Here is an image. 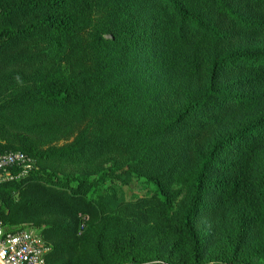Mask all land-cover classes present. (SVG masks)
I'll return each instance as SVG.
<instances>
[{
    "label": "trees",
    "instance_id": "16d2710c",
    "mask_svg": "<svg viewBox=\"0 0 264 264\" xmlns=\"http://www.w3.org/2000/svg\"><path fill=\"white\" fill-rule=\"evenodd\" d=\"M0 9V153L20 151L39 166L0 184L4 225L39 230L47 264H175L171 254L186 245L190 264H205L244 167L264 161V112L222 130L263 95L240 91L264 85V49L230 44L264 33V0H0ZM175 72L198 84L157 123L152 79ZM117 157L127 170L107 167ZM259 174L256 244L233 264H264V163ZM135 181L148 193L129 199ZM85 217L100 228L82 232ZM111 223L122 227L119 257L108 250ZM143 226L161 247L173 242L168 259L132 243Z\"/></svg>",
    "mask_w": 264,
    "mask_h": 264
},
{
    "label": "rangeland",
    "instance_id": "374dc122",
    "mask_svg": "<svg viewBox=\"0 0 264 264\" xmlns=\"http://www.w3.org/2000/svg\"><path fill=\"white\" fill-rule=\"evenodd\" d=\"M231 49H264V33H254V32H244L240 35V39L234 41L230 44ZM201 55L207 54L210 50V47H203ZM158 80H155V77L152 79V85L150 86V99L153 100V105L155 108H158L155 111V116L153 119L158 122L168 120L174 116L185 104L186 94L194 89L195 84H198V78L191 76L188 73L183 72L179 74L177 72L173 74H168L167 81L164 75L159 76ZM240 92L253 94V95H262L259 104L253 107H248L245 110H235L225 122V128L222 130H227L228 132L243 123L252 117L264 112V85L254 87L250 90L244 89ZM150 108V107H149ZM149 108H146L145 116H148ZM84 126L79 128L77 131L80 132L83 130ZM74 133L72 137L65 138L60 142H57V146H68L70 145L77 133ZM37 163V162H36ZM126 160L122 158H115L112 160V163L107 164V167L111 168H124ZM263 159L259 158L257 162H251L243 169V183L241 187V193L239 197L233 201L229 208V220L227 222V227L225 232L222 233V237L219 241L211 245L204 257L205 264H233V260L241 258V260L248 256L252 247L256 244L255 240L252 238L253 233L250 231L251 225H254L256 222L255 219V206H254V195L252 190V185L254 182L260 179L259 168L263 166ZM259 166V167H258ZM39 168L37 163V169ZM50 171H58L59 174L63 175H78L75 170H62L59 168H50ZM123 170V169H121ZM124 170H127L125 167ZM91 178L90 180H93ZM120 186V184H117ZM148 191L138 184V182H132L129 188L126 189L127 198H137L146 196ZM184 195L179 197L177 202L183 200ZM15 199H18L16 196ZM175 203L177 206L178 203ZM85 224L81 227L82 232L87 228L90 230L100 228V222H94L93 227L89 224L90 218L85 217ZM87 224V225H86ZM111 228L107 234V241L109 242L110 248L112 250L117 248L116 255L119 257L122 253V241L120 237V229L122 228L119 225L110 224ZM29 226V224L27 225ZM87 228H86V227ZM31 227V226H30ZM33 228V227H32ZM92 228V229H91ZM196 232L206 235L200 230L202 228V222L198 221L195 223ZM37 230V229H35ZM40 232L39 230H37ZM139 236L136 234L132 240V243L140 248H147L148 250H155L159 248L163 256L161 258L168 259V253L171 250L173 242L168 243L165 247H161L159 237L155 235V232L149 227H144L138 230ZM167 243V242H166ZM189 243V242H188ZM191 246V244L189 243ZM167 251V254H166ZM191 249L186 245L185 248L179 252H173L171 254L172 260L176 261L175 264H190L191 258ZM171 261V262H173Z\"/></svg>",
    "mask_w": 264,
    "mask_h": 264
},
{
    "label": "built area",
    "instance_id": "2783aa9c",
    "mask_svg": "<svg viewBox=\"0 0 264 264\" xmlns=\"http://www.w3.org/2000/svg\"><path fill=\"white\" fill-rule=\"evenodd\" d=\"M35 170V159L20 151L0 153V184L19 181ZM49 251L37 230L9 228L0 220V264H47Z\"/></svg>",
    "mask_w": 264,
    "mask_h": 264
}]
</instances>
